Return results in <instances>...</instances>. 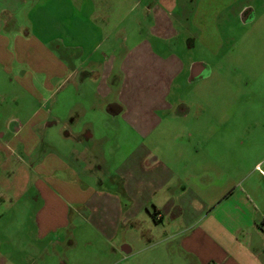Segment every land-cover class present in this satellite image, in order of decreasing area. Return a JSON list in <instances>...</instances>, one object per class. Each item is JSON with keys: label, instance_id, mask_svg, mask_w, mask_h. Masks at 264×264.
Segmentation results:
<instances>
[{"label": "rangeland", "instance_id": "rangeland-1", "mask_svg": "<svg viewBox=\"0 0 264 264\" xmlns=\"http://www.w3.org/2000/svg\"><path fill=\"white\" fill-rule=\"evenodd\" d=\"M98 5L96 11L100 14L98 22L102 28L99 53L115 56L118 66L121 64L122 52L134 50L143 43L151 45L158 55H167L171 51L186 64L205 63L206 66L200 75L193 70L192 64L190 71L186 70L173 79L169 100L174 104L181 102L180 106L187 108V111L184 114L157 112L161 120L148 133H145L146 129L134 125L135 128L129 120H120L116 125H111L103 107L93 114L97 127L95 139L103 140L100 146L102 162L97 175L104 177L103 180L106 178L104 185L109 187L107 189L115 184L112 178L121 169L122 162L137 151L142 157L151 156V159L159 160L166 172L169 170L173 173L164 178L166 183L156 190V194H153L155 191L149 193L153 195L152 200L136 216L144 221L145 228H148L147 222L151 225L152 234L159 237L158 241L145 247V240L139 237V227L128 228L126 238L132 241L133 251L114 252L112 246L117 242H108L95 227L85 222V218L89 217L87 211L67 202L74 207L69 208L68 212L70 225L49 234L33 247L39 257L34 264H170L171 255L167 257L166 253H170L171 247L176 253L180 247L178 249L174 243H164V228L161 224L155 225L152 213L153 204L168 199L172 192H184L183 196L187 199L186 204L174 207L177 211L171 220L179 222L182 215L178 216V211H184L188 218H192V211L196 214L195 210L205 203L216 202L223 193L234 190L235 195L223 203L221 210L226 218L232 215L228 220L231 222L230 231L234 233L236 224L232 223L241 221L242 216V209L239 213L235 212L234 206L243 204L246 213L255 214L254 206L247 205L245 200L254 197L257 201L255 206L264 209V186L260 183L261 169L264 170V0H98ZM154 12L157 25L152 15ZM21 23L24 31L25 19ZM151 29L163 35L173 33L176 29L178 34L176 38L164 42L153 36ZM88 35L93 38L92 32H88ZM54 49L57 53L61 52ZM133 70L136 95L145 100L146 93L138 92V89L151 84L157 67L154 64L144 67L140 63ZM37 78L39 80L34 86L45 95L41 100L44 106L48 93L42 89L41 81L45 76L39 74ZM117 78H121V84L124 76L120 69ZM90 83L87 81L83 86L82 95L86 97L83 96L81 101L85 105L95 99L94 88ZM116 86L118 88V82ZM73 94L74 88L68 86L50 100L51 104L56 105L59 114L64 104H72L70 98ZM31 102L32 98L27 95L23 103L24 114L33 110ZM60 129L58 124L48 127L42 134L39 153L23 158L17 168L14 167L22 175L23 185L13 193V204L16 199L18 204L12 212L5 214L2 227L13 243L0 245V254L6 257L9 264L17 262L15 256L21 264H28L27 249L32 248L33 243H30L36 236L31 219L48 202L38 183L61 194L60 189L72 181L67 182L68 176L61 168V155L69 152L71 142L64 138ZM48 154L51 156L43 163V167L40 164L38 167V163ZM84 180L88 185L95 184L91 178ZM36 187H39L38 191ZM60 194L54 196L61 200L67 198ZM54 196L49 197L53 200L56 199ZM10 199L6 197L1 202L8 205ZM55 206L62 207L60 204ZM4 208L8 210L7 206ZM54 213L59 218L61 211L56 210ZM14 216L16 232L12 225H8ZM207 217L210 228L217 226L218 223L213 222L210 215L205 216V219ZM208 224L203 226L207 227ZM261 229L264 231V223ZM19 232L21 238L15 236ZM216 233L212 235L217 239ZM236 237L238 239V235ZM47 238L55 241L54 244L47 245ZM237 239L230 241L228 233L223 238L236 259L241 260L244 255L251 253L264 255V243L253 240L254 247L251 250ZM174 262L187 263L181 257Z\"/></svg>", "mask_w": 264, "mask_h": 264}, {"label": "crops", "instance_id": "crops-1", "mask_svg": "<svg viewBox=\"0 0 264 264\" xmlns=\"http://www.w3.org/2000/svg\"><path fill=\"white\" fill-rule=\"evenodd\" d=\"M97 5L98 0H0V75L3 73L0 77V245L13 243L2 227L5 214L12 212L18 204L17 199L13 204L12 195L23 185L22 175L14 167L17 168L23 158L39 153L42 134L51 125H60L64 138L71 142L69 152L61 155V168L68 176L67 182L72 180L60 189L61 194L67 198L59 199L60 197L54 195L60 193H54L46 185L41 186L38 183L48 202L31 219L36 236L30 243H33L32 248L27 249L28 264L36 263L39 258L38 253H34V248L40 240L44 241L49 234L70 225L68 212L69 208L74 207L69 204L87 211L89 217L85 218V222L95 227L108 242H117L112 246L114 252L133 251L132 241L126 238L128 228L139 227V237L145 240V247L151 246L159 238L152 234L153 230L148 222V228H145L144 221L136 216L152 200L153 195L150 196L149 193L155 191L153 194H156L166 183L164 178L173 173L169 170L166 172L159 160L154 157L151 159V156L142 157L137 151L122 162L121 169L112 178L115 184L107 189L109 187L104 185L106 178L103 180L104 177L97 175L102 162L100 146L103 140L95 139L94 131L97 127L93 114L103 107L107 114L106 119L111 125H116L120 120H129L133 126L146 129L145 133H148L161 120L157 112L174 111L184 114L187 111V108L180 106L181 102L174 104L169 100L170 90L173 88V79L186 70L190 71L191 65L195 63L186 64L171 51L167 55H158L151 45L143 43L134 50L121 51L123 55L121 54V64L118 66L115 56L99 53L102 28L98 22L100 14L96 11ZM26 8H29L28 11H24ZM152 15L157 25L156 12ZM24 19L26 23L23 31L21 21ZM175 30L168 35L152 32V29L150 32L166 42L177 37L178 31ZM88 32H92L93 38H89ZM54 47L61 52L57 53ZM115 50L118 49H113ZM140 63L144 67L149 64L157 67L151 84L138 89V92L146 93L147 101L136 95L134 85L133 68ZM205 66V63L200 69L193 66V70L201 75ZM119 69L124 76L121 84V78H117ZM39 74L45 76L41 87L48 93L44 106L41 100L45 95L40 92V88L34 86L39 80ZM87 81L94 88L95 99L85 105L81 99L85 96L82 95L83 86ZM68 86L74 88V94L70 98L72 104H64L63 111L59 114L56 105L51 104L50 100ZM27 95L32 98L30 104L34 108L29 114H24L23 103ZM89 110H92L91 113ZM49 155L38 163V167L39 164L43 167V163L51 156ZM8 164L14 166H9L8 170ZM261 170L260 183L264 186V170ZM86 178H91L95 186L88 185L84 180ZM52 184L56 185L54 182ZM39 187H36L37 191ZM235 193L234 190H229L216 202L205 203L206 205L195 210L196 214L194 211L190 213L192 218H188L184 211H178V216L182 215L179 222L174 219L172 221L171 217L175 218L177 209L174 207L186 204L184 192H172L168 199L153 204L154 211H158L153 222L163 226L164 243L170 242L178 249L180 247V251L176 253L173 247L169 254L166 253L167 257L171 255L170 264H175L174 260L180 257L187 261L186 264H264V255L251 253L244 255L241 260L236 259L223 240L225 233L229 234L232 242L238 235L237 240H241L251 250L254 247L253 240L264 243V231L261 229L264 209L260 210L255 206L257 201L254 197L245 200L247 205L254 206L255 214L246 213L243 204H237L238 208L234 206L235 212L239 213L242 209V216L241 221L235 220L232 223L236 224V233L230 231L231 222L228 217L232 215L229 214L226 218L221 210L223 203L230 200ZM49 196L56 199L52 200ZM6 197L11 198L9 206L1 202ZM56 204L62 207L57 208ZM56 210L61 211L59 218L55 217ZM209 215L210 219H214L213 222L218 223L214 228H210L207 223L208 217L205 219ZM203 224L208 225L204 227ZM8 225H12L16 232L15 216ZM214 232H217V239L212 235ZM15 236L21 238L20 232L15 233ZM46 242L47 245H53L55 241L47 238ZM15 259V264H21L19 258L15 256ZM0 264H9L1 254Z\"/></svg>", "mask_w": 264, "mask_h": 264}, {"label": "trees", "instance_id": "trees-1", "mask_svg": "<svg viewBox=\"0 0 264 264\" xmlns=\"http://www.w3.org/2000/svg\"><path fill=\"white\" fill-rule=\"evenodd\" d=\"M110 108H111V107H110ZM112 108H113V106H112ZM112 108H111V109H112ZM157 213H158V211H154V212L152 213V217H153V219L156 218Z\"/></svg>", "mask_w": 264, "mask_h": 264}, {"label": "water", "instance_id": "water-1", "mask_svg": "<svg viewBox=\"0 0 264 264\" xmlns=\"http://www.w3.org/2000/svg\"><path fill=\"white\" fill-rule=\"evenodd\" d=\"M193 66H194L195 68L200 69L202 65H201L200 63H195Z\"/></svg>", "mask_w": 264, "mask_h": 264}, {"label": "flooded vegetation", "instance_id": "flooded-vegetation-1", "mask_svg": "<svg viewBox=\"0 0 264 264\" xmlns=\"http://www.w3.org/2000/svg\"><path fill=\"white\" fill-rule=\"evenodd\" d=\"M244 13L246 14V13H247V10H245V12H244ZM245 14H244V15H245Z\"/></svg>", "mask_w": 264, "mask_h": 264}]
</instances>
